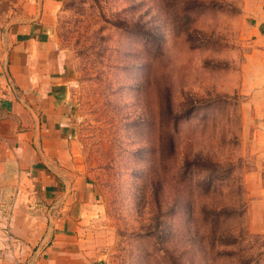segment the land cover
Here are the masks:
<instances>
[{"label":"rangeland","instance_id":"374dc122","mask_svg":"<svg viewBox=\"0 0 264 264\" xmlns=\"http://www.w3.org/2000/svg\"><path fill=\"white\" fill-rule=\"evenodd\" d=\"M35 0H0V30ZM242 0H58L106 264H264V98Z\"/></svg>","mask_w":264,"mask_h":264},{"label":"crops","instance_id":"0c3cea01","mask_svg":"<svg viewBox=\"0 0 264 264\" xmlns=\"http://www.w3.org/2000/svg\"><path fill=\"white\" fill-rule=\"evenodd\" d=\"M0 30V264H106L110 232L80 159L58 0ZM242 88L264 98V0H242Z\"/></svg>","mask_w":264,"mask_h":264}]
</instances>
